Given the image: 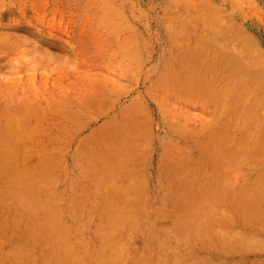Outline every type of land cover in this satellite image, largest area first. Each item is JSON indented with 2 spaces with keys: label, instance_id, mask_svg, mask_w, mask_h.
<instances>
[{
  "label": "rangeland",
  "instance_id": "374dc122",
  "mask_svg": "<svg viewBox=\"0 0 264 264\" xmlns=\"http://www.w3.org/2000/svg\"><path fill=\"white\" fill-rule=\"evenodd\" d=\"M0 264H264V0H0Z\"/></svg>",
  "mask_w": 264,
  "mask_h": 264
}]
</instances>
